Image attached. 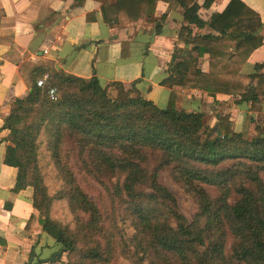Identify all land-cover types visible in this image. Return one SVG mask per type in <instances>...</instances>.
<instances>
[{
  "label": "trees",
  "instance_id": "trees-1",
  "mask_svg": "<svg viewBox=\"0 0 264 264\" xmlns=\"http://www.w3.org/2000/svg\"><path fill=\"white\" fill-rule=\"evenodd\" d=\"M101 1L109 29L150 20L158 2L168 11L181 9L187 26L179 41L192 52L172 55L161 83L170 89L165 109L121 84L102 87L96 78L84 81L54 70L37 88L46 72L39 74L4 125L5 164L18 170L15 190L34 192L38 218H30L28 229L38 223L67 255L66 264H111L119 258L129 264H264V137L244 139L227 116L210 128L202 114L176 109L184 91H199L239 98L251 111H261L264 75L241 74L262 46L260 17L240 0H230L208 21L199 11L215 0L201 6L199 0ZM190 27L213 34L192 36ZM204 56L208 73L197 68ZM51 89L56 101L48 96ZM62 154L72 155L104 195L87 194L61 165ZM45 159L65 176L55 196L42 176ZM163 171L193 199L197 213L191 221L159 183ZM57 202L66 204L71 221L51 218Z\"/></svg>",
  "mask_w": 264,
  "mask_h": 264
},
{
  "label": "crops",
  "instance_id": "crops-1",
  "mask_svg": "<svg viewBox=\"0 0 264 264\" xmlns=\"http://www.w3.org/2000/svg\"><path fill=\"white\" fill-rule=\"evenodd\" d=\"M229 1L215 0L208 10L199 11L200 18L208 21ZM240 1L260 17L263 40L241 74L264 75V0ZM101 6V0H0V264H66L65 254L59 255L57 243L38 223L28 229L30 218H38L33 189L16 191L18 170L5 164L9 145L5 121L13 104L28 96L39 74L48 76L54 70L84 81L96 78L102 87L118 83L126 92L165 109L170 89L161 83L169 76L172 55L192 52L179 41L181 28L187 26L181 9L168 11L158 2L150 20L109 29ZM190 29L192 36L213 34L209 28ZM197 68L208 73L209 58L199 59ZM260 107V112H253L239 98H211L199 91H184L176 105L179 111L202 114L210 128L227 116L247 140L264 137L263 100Z\"/></svg>",
  "mask_w": 264,
  "mask_h": 264
},
{
  "label": "rangeland",
  "instance_id": "rangeland-1",
  "mask_svg": "<svg viewBox=\"0 0 264 264\" xmlns=\"http://www.w3.org/2000/svg\"><path fill=\"white\" fill-rule=\"evenodd\" d=\"M65 152V151H64ZM64 154L61 155V165H66L67 168L71 171L77 182L80 183V186L86 190L87 194H89L92 198H96L99 194L104 195L101 188L96 185V183L91 179V177L87 176L83 170H80L77 167L75 158L70 155L68 159L64 158ZM42 167V176L44 179L45 186L48 188V192L50 196H55L58 191L64 185V178L65 176H61L59 171L54 167L52 162L45 159L41 161ZM66 168V167H65ZM66 170L68 171V169ZM159 183L169 190L177 199L178 205L184 216L188 221H191L195 214L197 213V207L193 202L191 196L184 192L182 187L177 184L173 179L172 176L167 171H163L159 174ZM87 182V183H86ZM86 183V184H85ZM89 186V188H87ZM51 218L53 220H57L60 222H69L71 221V216L68 212V208L65 203L57 202L52 208ZM66 256V263H67V255ZM111 264H129L122 258H119L116 262H112Z\"/></svg>",
  "mask_w": 264,
  "mask_h": 264
},
{
  "label": "built area",
  "instance_id": "built-area-1",
  "mask_svg": "<svg viewBox=\"0 0 264 264\" xmlns=\"http://www.w3.org/2000/svg\"><path fill=\"white\" fill-rule=\"evenodd\" d=\"M45 54H47V52H45ZM47 79H48V76L45 75L42 79L38 80L36 82L37 88H42L44 86L45 81ZM48 96H49V98H50L51 101H56V99H57L56 94H55V90H53V89L49 90Z\"/></svg>",
  "mask_w": 264,
  "mask_h": 264
},
{
  "label": "water",
  "instance_id": "water-1",
  "mask_svg": "<svg viewBox=\"0 0 264 264\" xmlns=\"http://www.w3.org/2000/svg\"><path fill=\"white\" fill-rule=\"evenodd\" d=\"M59 255H61V254H59ZM51 261L54 262L55 261V258H51Z\"/></svg>",
  "mask_w": 264,
  "mask_h": 264
}]
</instances>
